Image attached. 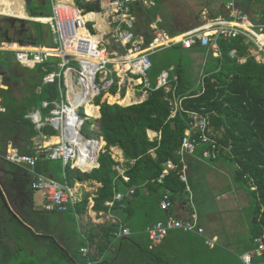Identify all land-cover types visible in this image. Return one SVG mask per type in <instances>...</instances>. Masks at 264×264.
<instances>
[{
	"label": "trees",
	"instance_id": "trees-1",
	"mask_svg": "<svg viewBox=\"0 0 264 264\" xmlns=\"http://www.w3.org/2000/svg\"><path fill=\"white\" fill-rule=\"evenodd\" d=\"M76 2L85 12L101 10L99 0H76ZM161 2L162 0H156L154 7L146 8L152 21L156 19V12ZM51 13L48 7L30 12L32 16H50ZM20 21L25 25L12 37L13 39L18 40L22 45L49 42L51 37L49 27L46 28L38 21ZM160 26L171 35L180 34V32H172V28L163 23ZM246 42L242 36L233 39L219 38L218 43L223 53L221 68L205 76L204 90H195L187 76V70L179 63L175 67L178 81L172 80L171 90L154 89L141 103L117 104L116 86L95 97L94 103L100 106L101 116L88 118L85 125L87 124V137L106 142L98 158L99 166L91 172L67 167L68 180L71 183L78 179L93 180L102 184L93 197L95 211L108 212L110 208L105 202L113 199L115 191L126 192L130 187L135 188V193L126 196L123 201L125 208H121L120 202H115L111 210L126 222L127 218L140 208L159 205L160 193L165 190L172 192L174 206L177 198L182 205L186 202L184 197L186 185L181 180L182 163L176 152L181 146L187 128L188 114L179 112L171 117L173 112L171 99L174 94L182 97V105L185 109L210 113V128L214 129L211 132L212 136L220 145L227 148L222 149L218 158L214 160L221 159L222 165L229 166L237 187L243 189L250 197L249 205L253 208L249 227L250 242L244 252L256 249L257 237H261L264 241V62L250 55V43ZM195 47L202 48L199 45ZM232 49L237 50L236 57L230 56ZM242 56L247 57L243 63L239 61ZM59 59L52 57L47 63L38 65L34 69L40 73V81L45 74L43 68L51 70ZM171 65L162 68L161 71ZM157 76L158 74L153 78L150 76L154 85ZM55 86V84L46 85L40 94L42 97L40 102L33 99L29 105L36 103L41 107L42 100L53 99L56 96ZM13 103L16 104L12 95L7 94L4 97V104ZM24 115V111L16 113V117L28 122ZM149 130L161 132V140H151ZM32 131L37 133L35 129ZM46 131H50V128L46 127ZM113 146L120 147L126 159H136L134 164L127 163L128 181L114 169L117 162L112 158L110 151ZM206 147V145L199 146L196 150L197 154L200 153L199 148L203 150ZM151 150H155V156ZM169 159L176 161L178 167L164 174L163 182H159L165 171V162ZM193 160L190 158L189 161ZM50 164L49 159H40L36 166L37 171L46 173L51 168ZM81 166L84 169L92 168L82 164ZM188 173L190 175V169ZM146 190L148 194H145ZM90 195L89 192L85 193L78 203L79 214L86 213ZM18 215L14 216L13 213L5 210L0 197V226L4 234L12 238L24 254L19 255L13 245L0 240V264H86L87 258L81 254L80 248L87 244L90 246L89 257L96 261V264H145L147 259L149 261L155 259V250L150 247V241L144 246L136 234L115 239L113 232L117 224L113 222H88L85 225V233L81 232L84 237H81L79 248L74 254L73 244L62 245L51 234L37 233L33 229L32 219L21 210H18ZM44 248L45 254L40 257L34 256L37 251H43ZM92 250L94 251L91 252ZM254 263L264 264V253L255 256Z\"/></svg>",
	"mask_w": 264,
	"mask_h": 264
},
{
	"label": "built area",
	"instance_id": "built-area-1",
	"mask_svg": "<svg viewBox=\"0 0 264 264\" xmlns=\"http://www.w3.org/2000/svg\"><path fill=\"white\" fill-rule=\"evenodd\" d=\"M100 2L102 12H85L77 5L76 0H51L52 13L50 16L44 17L45 21L42 20L44 23L50 24L54 42L51 47L22 45L15 41L0 39V51L13 52L17 61L29 68L45 64L52 57L60 58L58 67L53 70L45 68L46 72L43 76V83L59 84L60 96L52 101H43L40 109L33 110L28 114L39 131L46 126L53 127L58 133L59 141L53 144L38 143L31 154L21 152L15 146H8L4 152L7 162L26 168L30 172L31 188L43 194L48 209L58 212L76 210L80 200L79 190L68 180L61 182L37 172L36 166L41 158H47L61 159L66 167L78 168L83 172L98 167V158L105 145L102 147L103 150L101 149L98 153L96 166L84 169L80 164H77L84 156L83 149L78 147V138L82 137L89 143L100 142V139L89 138L83 133L86 120L91 117H99V111L94 114L87 112L88 104L100 110V106L94 103L96 96L116 86L117 102H121V105H130L143 102L154 89L171 90L172 80L178 81L174 66L162 70L155 85L149 76V71L152 68V54L166 46L181 45L184 48H192L195 45H200L215 53H220L218 43L220 37L233 39L242 36L264 55V25L254 23L249 15L238 6L237 0H225L227 8L225 14L210 20L206 24L209 25L207 28L204 25L181 34L171 35L159 27L157 22H153L151 24L153 35L149 40H145L135 32L133 6L140 5L143 8H150L156 4L155 0H100ZM4 15L10 16L0 13V17ZM87 15H92V17H87ZM96 15H104L108 18L109 31L104 32V29L98 24L99 18ZM89 22H94L93 25L97 32L90 29ZM99 34L102 35L101 38L97 36ZM74 74L78 76V81L74 79ZM202 77L201 83L204 90V76ZM63 85L66 86V93H63ZM1 87L3 86L0 84ZM89 88L93 93L88 96ZM171 105L173 106L171 117L179 112L188 114L187 128L176 154L182 163L181 180L186 184L189 193L187 203L194 207L195 199L189 181L188 159L197 156L196 150L201 145L207 147L202 150L201 156L197 157L206 162L217 159L221 150L227 148L220 145L212 136L209 112L185 109L182 105V97L174 94ZM46 110L47 112H45ZM6 111L7 107L0 94V117ZM148 134L151 140H161V132L149 130ZM110 150L116 161L119 162L115 169L124 180H129V176L126 175L127 163L134 164L136 159H126L122 152L116 151L115 147H111ZM151 153L155 156V150H151ZM177 167L176 161L167 160L165 171L159 178V182H163L164 174L177 169ZM134 193V187H130L128 192L115 191L113 199L106 202L110 208L107 215L111 222L117 224V228L113 232L116 239L129 237L133 231L111 210L115 202H120L121 207H125L124 199ZM159 205L164 210H171L174 199L170 190L162 192ZM172 229H182L186 232L206 236V229L195 209L189 219L169 215L166 220L148 226L146 232L152 246L160 244ZM218 242L217 236L207 238V243L212 247H215ZM255 242L257 243L256 249L241 255L244 264H255V256L264 253L263 239L257 237ZM80 251L87 258L86 264H96V261L89 257V244L83 245Z\"/></svg>",
	"mask_w": 264,
	"mask_h": 264
},
{
	"label": "rangeland",
	"instance_id": "rangeland-1",
	"mask_svg": "<svg viewBox=\"0 0 264 264\" xmlns=\"http://www.w3.org/2000/svg\"><path fill=\"white\" fill-rule=\"evenodd\" d=\"M47 7H51V0H47L45 8ZM30 16L32 17V15ZM93 23L89 22L88 26L92 31L97 32ZM1 54H5L9 59L6 66H12L16 63L12 53ZM151 60L153 66L151 71H149V75L152 78L159 74L162 68H167L170 64L181 63L187 70V76L196 91L203 89L201 83L202 76L209 75L220 67V60L215 54L195 53L193 50L183 48L180 45L166 46L157 50L152 54ZM15 66L17 70L21 69L22 73H24V68L22 69L18 64ZM29 72L35 73L36 71L29 70ZM29 72L23 74V78L28 82V87H22V99L18 101V106L24 105L25 107L31 102V99L40 102L42 98L39 94L32 91L30 83L33 74ZM12 73L9 72L10 77ZM56 84L59 90L58 95H60V86L58 83ZM62 90L63 93H66L65 85L62 86ZM91 109L92 107H90ZM14 110L15 107H11L10 111L1 119L0 143L2 144V148H0V188L3 192L7 191L11 194V196L9 195L10 199L17 198L14 200L17 202L16 205L21 206L22 201L28 198L30 203L22 205V209L27 217L36 219L33 222L35 231L37 233L53 235L62 245H65V243L68 245L73 244V253L75 254L83 235L81 231L85 233V225L90 221L94 222L92 215H90L89 211L80 217L77 216L75 211L48 215V213L34 209V200L37 208H43L47 201L41 192L34 191L32 193L33 190L30 187V182L26 185V196L23 197L19 195L18 191L16 192V185L20 174L17 173L18 169L15 165L5 160L3 149L6 143H11L16 138L21 142L23 134H25L26 130L29 131L30 128L29 125L24 124L26 122H22L19 118H16ZM83 129V133L86 135L87 124L84 125ZM213 130L211 127V132ZM52 140L55 141L58 138L54 137ZM221 161V159L207 160L209 164L214 165L209 166L196 160L189 166V179H191L194 199L204 216L206 215L203 218V223L206 226L207 235H217L219 237L217 246L215 248H209L203 236L185 233L181 230H174L171 232L170 240L154 251L155 259H160V262L165 264H244L241 255L250 242L249 227L253 208L249 205L250 197L247 193L241 188H237L229 166L223 165V167L218 165ZM52 165L56 169V177L63 179V160L55 159L52 161ZM181 207L182 202L177 198L172 210L174 215L187 216L185 212H181ZM165 215L166 212L159 205L154 204L149 207L144 206L140 208L133 219H129V222L133 226L145 230L147 224L156 222L157 220H163L166 217ZM0 237L13 245L19 255H24L18 244L4 234L3 229L0 230ZM139 240L144 246H147L148 236L145 231L140 233ZM51 247L53 248V245ZM45 251V248L43 251H37L34 256L37 255L40 257L42 254H45ZM157 263L159 261L154 264Z\"/></svg>",
	"mask_w": 264,
	"mask_h": 264
},
{
	"label": "crops",
	"instance_id": "crops-1",
	"mask_svg": "<svg viewBox=\"0 0 264 264\" xmlns=\"http://www.w3.org/2000/svg\"><path fill=\"white\" fill-rule=\"evenodd\" d=\"M25 1L26 0H23V5H24L25 12L27 13V17H20V16L14 17V15L8 14V13H2V14H6V15H10V16H5L4 15V16H1V17H12V18L19 19V20L32 19V21H38V22L43 23L46 26V28L49 27V29H50V35H51V37H50L49 42H46V43L43 42V43H39V44L32 43V44H27V45H35V46H37V45L38 46L39 45H43V46H46V47L47 46L48 47L53 46L54 45V42H53V33L51 31L50 24L43 22V21H45L43 18L46 17V16H32V17L30 16L31 15L30 12H34V11L36 12V11L43 10L45 8V6H46L47 0H44L45 1L44 2L45 5H43V6H37V7H33V8L27 7V2H25ZM155 2H156V0H155ZM237 4H238V6L240 8H242L249 15V17L254 21V23L264 25V0H237ZM154 6H152V7H154ZM152 7H150V8H152ZM50 9L52 11V4H51ZM226 10H227V8H226V2H225V0H162L159 9L156 12V14H157L156 19H154L152 21L150 19L149 14L147 13L146 8H143L140 5H134L133 6V13H134V16H135V26H134V29H135V32L140 37H143L145 40H149L152 37V35H153L152 29H151V24L153 22H157V24H158L159 27H161L160 24L163 23L164 25L172 28L171 29L172 32L173 31L174 32H180V34H181L183 32H186L187 30H190V29H193V28H196V27H200V26H204L210 20H212V19H214L216 17L223 16L225 14ZM100 11L101 12L103 11L102 7H101V10ZM98 21H99L98 24L104 29V32H107V31L110 30L109 20H108V18L106 16L99 15ZM96 25H97V23H96ZM206 27H209V25H206ZM161 28L164 29L163 27H161ZM3 35H2V33L0 34V39L9 40V41H15V42L20 43L18 40H15V39L12 38L14 35H5V34H3ZM105 35H107V34H105ZM246 43H250V42H246ZM195 46L192 47V48H186V49L193 50L195 53H198V52L201 53V52H203V54L204 53L211 54V55L212 54H215L217 56V58H219V60H220V67L218 68V70L213 71L211 73H214V72L219 71V69L221 68V60L223 58V53H222L221 48H220V51H221L220 53H215V52L209 50L207 47L201 46L202 48H196ZM249 51H250V55L254 56L256 58V60L261 61V62H264V55L261 54L260 52H258L256 46L253 45L252 43H250ZM1 53H12L13 56H14V59H15L16 63L13 64L12 66H6L7 62L9 61V59L7 58V56L5 54H1ZM229 54H230L231 57H236L237 56V50L236 49H232ZM246 60H247V57L246 56H242V57L239 58V61L241 63L245 62ZM59 61H60V59L56 61V64L54 66H52V69L51 70L56 69L58 67L57 64H58ZM16 64H18L19 66H21L22 69L24 68V73H22L21 69L20 70L19 69L17 70V68L15 66ZM38 65H41V64H38ZM177 65L178 64H172L170 67H172V66L176 67ZM37 66L35 68L26 67V66L22 65L19 61H17V59L15 58V55H14L13 52H11V51H0V84L3 86V87L0 88V94H1L2 99H3V102H4V97L7 94L10 93L12 95V98L15 100V103H16V104L13 103V104L6 105L7 111L5 113H3L2 116L0 117V126H1V119L3 118V116H5V114L8 111H10L11 107H15V110H14L15 111V115L19 111H24L25 112V115L24 116H25V118L28 119V122L24 121L21 118H19V120L22 121V122H26L24 124L29 125V128H30L29 131L26 130L25 131V134H23V137H22V141L21 142L18 141V139L16 138L13 142L6 143L5 144V147L3 149L4 152H5V150H6V148L8 146H15L21 152L30 153L31 154V153L34 152L35 147H36V145H38V143H41V144H53L55 142H58V140H55V141L52 140L54 137L59 138L57 131L53 127L46 126V127H49L50 128V131H46V127L43 128V129H41V131H39L36 128V126L34 125V123L32 122V120L28 117V114L31 111L36 110V109H40L41 108L40 106H37L36 103H32L31 105H29L30 104L29 103L25 107H24V105H19V106L17 105L18 101L22 99L21 98V93L23 92V91H21L22 87L23 86L25 88L28 87V85H27L28 82H26L25 81L26 79L23 78V74L29 72V70L32 71V70L36 69ZM26 69H28V70H26ZM43 70H44V72H46L45 71V68H43ZM9 72H13L11 74V77L9 75ZM29 73L33 74L32 78H31L32 80L30 79L31 80V83L29 82L31 84L30 87L32 86L31 87L32 91L34 93H36V94H39V96H41L40 94H42L44 87L46 85H48V84L43 83V76L45 74L42 75V81H40V73L39 72H35V73L29 72ZM175 74H177L176 68H175ZM205 76H207V75H205ZM205 76H204V78H205ZM156 80H157V78H156ZM36 82H38V83L35 85ZM49 84H55L56 85L55 86V88H56V90H55L56 91V96L53 99H50L49 100V101H52V100L58 98L60 95H58L59 90H58L57 84L56 83H49ZM43 101H46V100H42L41 106H42ZM115 102L117 104H121V102L118 103L117 100ZM99 113L100 114L98 116L100 117L101 116V111ZM16 118H18V117H16ZM32 128L35 129L37 133H34L32 131L33 130ZM52 132H55V133H52ZM101 141H102V139H101ZM104 144H106L105 141H104ZM113 147H115L116 151H118L119 153L122 152L123 155H124V152H123V150L120 147H118V146H113ZM0 148H2V144L1 143H0ZM201 151L202 150L199 148V152L200 153H201ZM200 153H199V155L196 153V155L200 157L201 156ZM111 154H112V152H111ZM197 156L196 157L192 156L190 158L194 159L195 161L197 160L198 162H201L203 164H207L209 166L211 165V164L207 163L204 160L203 161L200 160ZM112 158L116 161V159L114 158L113 154H112ZM190 158L188 159L189 166L193 162H195L194 160L190 162L189 161ZM44 159H47V158H44ZM49 160L51 162V164H50V167L51 168H50L49 171H47L46 173H44V172H41V171H37V168H36V171L39 172V173L45 174L47 176L53 177V178H55V179H57V180H59L61 182H64L65 180H68L67 167L64 165V163H63V165H64V172H63V176H62L63 179H61V178L58 179L56 177V169L52 165V161L54 159H49ZM116 162L117 163L115 164V166L119 163L118 161H116ZM218 165L223 166L221 163L218 164ZM115 166H114V169H115ZM211 166H214V165H211ZM16 167L17 168H20L21 166H16ZM87 167H89V166H87ZM189 169H190V167H189ZM91 171H85V172H91ZM189 180H190V186L192 188L191 179H189ZM126 181H128V180H126ZM69 183L72 184V185H74V186H76L77 188L80 189V190L78 189L79 190V193H80V200L78 201V203L82 200V198H83V196H84L85 193L89 192L91 194L89 196V203H88L87 211L86 212L89 211L90 215H92V218H93L94 222H96V223L111 222V220L109 219V217L107 215L108 212L102 211V212L98 213L97 211H95L93 209V205H94V199H93V197L95 196L98 187L102 185L100 182L93 181V180L81 181V180L76 179L74 183H71L70 181H69ZM30 187H31V176H30ZM128 190L126 192H128ZM17 191L18 190L16 189V192ZM148 193H149L148 190H146L145 191V194H148ZM19 195H22L23 196L24 194H19ZM160 195H162V192L160 193ZM186 195H187V197H186ZM188 196H189V193L187 191V186H186V193H185L186 202H184V204L182 205L181 212H185V215H187V216H183L182 217V216L174 215V213L172 211L173 210V207L171 208V210L168 211V210H164L159 205V207L166 212V215H165L166 217L163 220H166L169 215H174L175 217H179L181 219H189V218H191V214L193 213V211L196 209L198 211L199 215H200V219H201L202 225L206 229V226L203 223V218L206 217V215L204 216V214L202 213V210L197 205L196 200H195L194 207L191 206V205H189L187 203ZM0 197H1V201H2V203L4 205V209L5 210H8L10 213H13L14 216H19L18 213H17L18 211L17 212L16 211L15 212L14 211L12 212V211H10L8 209V206H7L8 205V202H7L8 201V198L7 197H9V193L7 191L6 192H3L1 190V188H0ZM33 202H34V209L41 210L42 212L48 213V215L49 214H53V213H55V214H59L60 213V212H58L56 210L53 211V209H48L46 207L47 202H45L43 208H37L36 205H35V200ZM106 202H105V204H106ZM28 203H30L28 201V198H25L22 201V205H25V204H28ZM22 205L19 208V210H21L23 212ZM77 206H78V204H77ZM121 208L124 209L125 207H121ZM70 211H74V210H70ZM138 211L135 212L133 215L129 216L127 218V222L125 220L124 221L126 222L125 224L127 226H129L131 228V230L133 231V234L132 235L136 234L137 238L139 239L140 233L142 231H145V233L147 234L146 228L148 226L153 225L156 222L163 221V220H157L156 222L149 223V224L146 225L145 230H142V229H140L138 227L133 226L129 222V219L130 220L133 219L134 215H136L138 213ZM75 213L77 214L78 217L84 216V215L79 214L77 208L75 210ZM89 213H88V215H89ZM210 213H213V212H210ZM31 219H32L33 222L36 220V219H33V218H31ZM120 219L123 221V218L122 217ZM1 229L2 228L0 227V230ZM33 229L36 230L34 228V224H33ZM174 230H181V231H183L185 233L199 235L197 233L186 232V231H184L182 229H172V230H170L168 232L167 236L165 237V239L160 244H158L156 246H152V244H151L150 247L151 248H154L153 250H156V248H159L162 245L166 244V242H168V240H170L169 237L171 235V232L174 231ZM207 234H208V232H207V229H206V236L205 235H199V236H203L205 238L206 244H207V246L209 248H215L217 245L215 247L210 246L207 243V238L208 237L217 236V235H207ZM147 236H148V234H147ZM0 240H3V239L0 237ZM117 240H119V239H117ZM218 240H219V237H218ZM149 241L151 242V240L149 239V236H148V243H149ZM244 253L245 252H243L242 255ZM154 260L153 261H149L147 259L145 264H154L155 262H158V261H159V263H157V264H165L163 262H160L161 261L160 259L159 260L158 259H154Z\"/></svg>",
	"mask_w": 264,
	"mask_h": 264
},
{
	"label": "bare ground",
	"instance_id": "bare-ground-1",
	"mask_svg": "<svg viewBox=\"0 0 264 264\" xmlns=\"http://www.w3.org/2000/svg\"><path fill=\"white\" fill-rule=\"evenodd\" d=\"M0 13H8L14 16L27 17V13L25 12L23 0H0ZM99 18V15H96ZM87 17H92V15H87ZM44 19V18H43ZM46 20V19H44ZM207 28V27H206ZM98 37L101 34L97 35ZM93 92L88 89V96ZM90 107L92 109L90 110ZM99 108L94 107L91 104L87 105V112L89 114L98 113ZM100 112V111H99ZM59 141V138H58ZM104 145V141L89 143L86 140H83L82 137L78 138V147L83 149L84 156L77 162V164H83L85 166L93 167L97 165V156L100 152L102 146ZM88 167V168H89Z\"/></svg>",
	"mask_w": 264,
	"mask_h": 264
},
{
	"label": "flooded vegetation",
	"instance_id": "flooded-vegetation-1",
	"mask_svg": "<svg viewBox=\"0 0 264 264\" xmlns=\"http://www.w3.org/2000/svg\"><path fill=\"white\" fill-rule=\"evenodd\" d=\"M26 2H27V7H31V8L45 5L44 0H26ZM24 25H25L24 22L20 21L19 19H15L12 17L0 18V32L5 35H14L15 33L21 31ZM17 169H18L17 173L20 174V178L18 180L16 189L18 190L19 194H24L23 195L24 197L26 196L25 194L26 185L27 183L30 182L31 175L26 168L20 167ZM9 195L11 196V194ZM7 198H8V201H7L8 209L12 212L13 211L15 212V210L18 211L21 206L16 205L17 202L14 200H16L17 198H12V199H10L9 197Z\"/></svg>",
	"mask_w": 264,
	"mask_h": 264
},
{
	"label": "water",
	"instance_id": "water-1",
	"mask_svg": "<svg viewBox=\"0 0 264 264\" xmlns=\"http://www.w3.org/2000/svg\"><path fill=\"white\" fill-rule=\"evenodd\" d=\"M3 35V34H2ZM4 36V35H3ZM73 77H74V79L76 80V81H78V76L76 75V74H74L73 75ZM99 141H101V140H99ZM99 165V164H98Z\"/></svg>",
	"mask_w": 264,
	"mask_h": 264
}]
</instances>
